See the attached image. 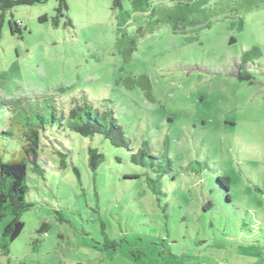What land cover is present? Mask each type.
Listing matches in <instances>:
<instances>
[{"label":"rangeland","instance_id":"1","mask_svg":"<svg viewBox=\"0 0 264 264\" xmlns=\"http://www.w3.org/2000/svg\"><path fill=\"white\" fill-rule=\"evenodd\" d=\"M207 1L211 27L203 28L202 17L185 34L160 25L139 39L129 62L116 46L113 0H67L57 25L56 0L6 13L0 34L5 160L23 144L15 112L5 104L20 111L34 102L51 112L50 99L60 118L87 99L94 110L113 113L134 152L147 142L149 153L171 168L158 200L128 151L100 135L48 124L40 138L43 176L29 170L32 207L10 254L0 248V264H264V0ZM175 3L151 0L156 7ZM249 3L259 4L249 9ZM122 5L132 13L131 0ZM11 19L21 22V34H11ZM149 20L133 14L128 32ZM239 72L251 78L240 80ZM139 76L149 78L152 99L125 87L127 78ZM90 148L106 159L96 174ZM60 154L67 155L66 169ZM12 219L8 213L0 222V240ZM45 224L49 229L40 233ZM102 225L109 241L119 243L116 250L106 248ZM131 251L145 256L137 261Z\"/></svg>","mask_w":264,"mask_h":264},{"label":"trees","instance_id":"2","mask_svg":"<svg viewBox=\"0 0 264 264\" xmlns=\"http://www.w3.org/2000/svg\"><path fill=\"white\" fill-rule=\"evenodd\" d=\"M49 0H0V34L2 32L4 17L6 13L12 11L17 6H32L35 4L46 3ZM58 3L56 9V17L53 20L54 25H57L60 18L65 17L68 12L67 0H56ZM176 2L172 7H156L151 4V0H131L132 13L123 9L122 0H113L112 10L118 14L119 19V38L116 46L123 56L124 62H129L133 53L137 50L139 39L143 38L148 33H153L160 25L168 24L172 30L177 33L185 34V30L189 27H196L201 24L199 18L202 17L205 22L203 28L211 27L209 21V11L207 8V0H173ZM259 4V3H258ZM258 4H246L247 8H253ZM146 14L150 19L148 25L139 27L134 35H131L128 30L131 25L133 14ZM47 21L46 16L39 18L40 23ZM69 23L71 21L69 20ZM9 27L12 35L21 34V22L9 21ZM243 20L239 21V30H243ZM193 38H188L191 40ZM234 42V40H232ZM259 51L253 48L252 52ZM251 51L243 57L244 63L247 62ZM238 79L244 80L251 78L248 74L239 72ZM125 87L134 89L139 87L143 90L148 99H152L151 83L148 77H129L125 80ZM51 100L48 99L47 105L52 109L51 112H45V108L38 103L29 102L26 108L17 111V105L5 104L13 115L14 124L18 126L23 138V144L17 156L13 159L5 160L7 150L0 147V222L8 215L13 217L12 221L5 227L0 240V248L4 255L10 254L11 244L16 241L24 229L22 221L25 212L30 210L32 204L27 201L28 194V174L29 170L33 173L43 176V169L40 165V138L41 132L45 131L46 126H52L57 122L64 125L72 132L82 137H94L100 135L104 140L108 141L111 146L118 149H124L130 153V162L135 166H139L146 170L145 182L149 191L159 200L163 195L161 179L164 174L170 171V162L167 161L166 166L157 156L149 153L150 148L147 142H143L142 148L137 152L130 147L125 132L121 125L116 122L113 113L110 111L99 112L92 108L87 99L82 103L72 104L68 115L64 114L57 117L55 108L51 105ZM13 136L14 133H6ZM168 142L166 139L165 143ZM60 165L62 169L67 167V155L60 154ZM106 161L105 155L100 153L98 149L90 148L88 150V162L91 170L96 174L99 167ZM149 171L156 176L153 177ZM78 172V171H76ZM78 174V173H77ZM132 178H140V175L131 176ZM227 191L229 188H226ZM210 203V202H209ZM211 204V203H210ZM212 205V204H211ZM206 209V205L204 206ZM49 225L45 224L41 227L40 233L46 232ZM102 232L106 240V248L117 249L119 243L109 241L105 232V227L102 225ZM131 255L135 260H141V256H145L144 252L131 251ZM11 264V263H8ZM22 264V263H21Z\"/></svg>","mask_w":264,"mask_h":264}]
</instances>
